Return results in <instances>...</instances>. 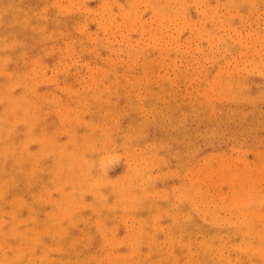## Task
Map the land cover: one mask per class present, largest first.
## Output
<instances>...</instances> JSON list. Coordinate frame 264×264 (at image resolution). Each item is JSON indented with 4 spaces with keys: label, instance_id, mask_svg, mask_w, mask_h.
<instances>
[{
    "label": "rangeland",
    "instance_id": "obj_1",
    "mask_svg": "<svg viewBox=\"0 0 264 264\" xmlns=\"http://www.w3.org/2000/svg\"><path fill=\"white\" fill-rule=\"evenodd\" d=\"M106 1L102 8L82 0L78 9L66 0H0V196L9 192L39 202L31 223L24 218L28 207L19 212L23 221L7 202L0 204V232L9 226L12 234L7 241L0 234V262L21 263L24 256V264H55L64 254L66 264H104L105 249L116 257L123 253L125 228L130 233L146 226L156 239L160 229L178 234L180 222L192 219L221 233L247 223L250 209L264 213V43L254 34L259 23L244 15L243 34L250 35L238 43L244 53L227 54L225 33L214 43L199 42L196 29L209 24L213 10L198 4L191 11L196 25L171 23L165 31L177 43L158 49L147 43L150 30L128 26L117 12L129 3L154 30L148 9L161 10L166 0ZM218 2L216 14L230 22L233 5ZM109 16L119 21L104 33L98 22ZM138 31L142 43H116ZM128 47L152 48L150 58L169 64L145 61L138 71L134 65L124 70L136 61L122 53ZM176 48L189 51V58L170 61L167 53ZM240 56L255 63L241 65ZM223 57V76L210 78ZM107 68L119 69L117 78H109ZM73 157L95 160V177H106L107 189L94 177L75 183L70 171L62 173L60 163ZM132 176L133 192L115 195ZM137 260L136 253L128 259Z\"/></svg>",
    "mask_w": 264,
    "mask_h": 264
},
{
    "label": "bare ground",
    "instance_id": "obj_2",
    "mask_svg": "<svg viewBox=\"0 0 264 264\" xmlns=\"http://www.w3.org/2000/svg\"><path fill=\"white\" fill-rule=\"evenodd\" d=\"M66 1L69 4L75 3L76 8L78 9H80L82 6V0ZM151 1L153 0H149L150 3H152ZM96 2L102 8L107 6L106 0H96ZM228 2L233 5L235 13L233 19L230 22L229 19L222 21L216 14V6L219 4L218 0H166L164 4H160L159 8L161 10H158L155 6L151 5L152 7L148 9V12L151 15V24H156L154 30H152L150 25L144 23L141 17L134 13L133 5L130 6L129 3L125 4V6L122 8V11L117 13H120V16L124 17L126 21L125 24L128 26H136V28L142 27L143 29L150 30L149 38L151 39L147 43H152L153 47L158 49L161 48V43H177L172 40V35L169 36L165 31L169 28L168 26L171 23H182L183 25H186L184 26L186 29H190V26L196 25L192 24L196 17L191 15V11L193 12L194 6L198 4L204 5L208 11L213 10L212 19L210 20L209 24L206 25L205 28L201 25H198L199 27L196 29L200 33L198 35V40L200 43H214L216 42L217 38H220V35L225 33L227 38V40L224 42L227 43L225 45V52L227 54H232L238 49V53L243 54L244 52H242V49L244 45H240L238 43H247V38L250 36L248 32H246L245 36L243 34L245 28L242 26V24L244 15L246 14H248L251 19L254 18L255 24L259 23L254 34L257 33V40H260L262 43H264V0H228ZM115 7L116 6L114 4L111 6L113 10H115ZM118 18L119 17L116 16H109V18L105 21L100 19L98 25L102 32L106 33L107 29L105 28L117 23L119 21ZM260 25H263L262 29L259 28ZM145 26H147V28H145ZM188 32L190 33L189 30ZM233 32L237 33V38H233L231 36ZM138 33H136L138 35L136 38H133L132 36H124L120 39L121 41L116 39V43H142V34H140V31H138ZM96 38L97 37L95 36L94 39L97 40ZM84 41H86V39H84ZM139 48L141 49L140 52L138 50ZM139 48L135 49L133 47H128L127 50L122 48V53H124V55L136 57V61L131 64L123 65L122 69H130L134 65L138 71L145 64V61H147V65H159V63L169 64L168 62L163 63L160 61H158V63L155 62L153 58H150L149 56L153 54L152 48ZM247 48L248 46L246 49ZM62 50L68 52L67 47L64 45ZM145 51H148V53H145ZM188 52H182L179 48H176L174 52L167 54H169L170 61H174L175 58L178 57H185L187 60L189 58V55H187L189 54ZM240 58L242 59L241 65L250 66L251 64L255 63L254 61L246 63V59H243L241 56ZM225 62V57L217 59L215 73L210 78L223 76L224 71L222 68L224 67ZM262 67L264 69V62ZM88 69L89 71H93V68ZM118 72H120L119 69L114 68H107L104 71V73H106V75H108L112 80L117 78ZM98 75H101V73H98ZM138 75H140V73H138ZM96 85V88L100 92L102 88L100 81H97ZM165 87L166 85L163 84L162 88ZM136 90L137 88L134 86L132 91L136 93ZM147 99V97H144L140 100L145 102ZM135 103L142 105L138 101H135ZM155 123L157 128L163 129V124L159 118L155 119ZM166 129L170 130V126L168 125ZM9 139L10 136L6 140ZM95 163L96 161L93 159L85 161L83 158L81 161H78V159L76 160V158L73 157V159L70 161H63V163H60L61 165L59 168L62 173L63 171H70L73 175H75V183L81 180V177H94V184H97L103 189V191H105L107 186L110 184L109 180L104 176L95 177L97 173L96 171L98 170V167ZM41 171L43 172V169H41ZM135 182H137L136 177L132 176V179L128 181L129 185L121 187L120 189L116 190L114 194L116 195L118 193V195L121 197L126 196V194H131L133 191L130 186L132 183L133 185L137 184ZM199 184L200 181H197L191 191L195 193L199 187ZM14 187L15 186L12 188ZM77 190H79L78 187L76 191ZM187 193L186 195L189 196ZM11 194L12 193L4 192L2 196H0V204L2 202H7L9 209L13 212L12 214L14 217L18 216L19 219L22 218V215L19 213L21 212V208L26 206L28 207V215L27 217H24L26 218L25 220L30 223L33 221L36 222L39 213L38 200L32 198L31 200L33 203H26L23 201L21 195L13 194V196H8ZM230 196L232 197L230 205L234 206L237 201V194L232 193ZM249 213V215H251L248 216L249 221L247 223H243V226L238 227L236 231L228 230L221 233L212 231L209 224L206 222L201 221V223H198L192 221V219L180 222L178 234H175L170 228H168L167 231L160 229V231L157 232L156 239L155 237H148V228L146 226H140L137 230L130 233L128 229L125 228V240L127 243L123 245V253L119 255V257H116L112 252L105 249L107 259L104 261V264H133L134 262H129L128 259L132 257L134 253H136L138 257L137 263L134 264H264V213L256 212L253 209H250ZM13 219L14 218L11 215L10 221L12 222ZM209 219L212 223L215 222V219H213L210 215ZM123 220L126 222V214H123ZM174 220L177 219L170 218L169 222ZM1 223L2 221H0V225ZM8 228L9 226H3L1 228V240L7 241L12 237V234L10 236V231ZM224 235H226L227 241L223 239ZM162 241H165L164 243H166V246L162 247L161 249L154 248L158 242ZM140 242L146 246L145 249L135 250V245L139 244ZM32 260L35 261L36 259ZM25 262L26 258L23 256L21 258V263L16 262L15 264H24ZM6 263L7 260L0 262V264ZM38 264L47 263L43 260ZM55 264H66V256L64 254H60V256L57 257V260H55Z\"/></svg>",
    "mask_w": 264,
    "mask_h": 264
}]
</instances>
